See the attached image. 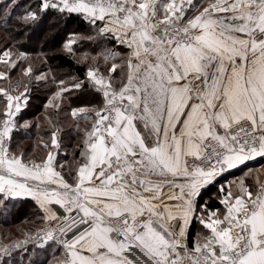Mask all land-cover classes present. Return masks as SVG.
<instances>
[{
  "label": "snow or ice",
  "instance_id": "6c2138e0",
  "mask_svg": "<svg viewBox=\"0 0 264 264\" xmlns=\"http://www.w3.org/2000/svg\"><path fill=\"white\" fill-rule=\"evenodd\" d=\"M50 15L88 26L59 50L82 72L24 48ZM0 28V211L38 209L0 236V264L30 248L47 264H264V164L247 167L264 160V0H0ZM32 128L29 149L16 135Z\"/></svg>",
  "mask_w": 264,
  "mask_h": 264
},
{
  "label": "trees",
  "instance_id": "16d2710c",
  "mask_svg": "<svg viewBox=\"0 0 264 264\" xmlns=\"http://www.w3.org/2000/svg\"><path fill=\"white\" fill-rule=\"evenodd\" d=\"M71 31L87 33L88 26L85 23L80 22L76 18H72L68 21H56L54 17L50 15L46 17L45 20L35 30L31 31V35L26 39L24 48L28 51H37L42 48L43 51L48 52L49 54L56 52L57 55L50 60V63L53 66L59 65L64 69L72 68L73 71L82 72L83 68H76L71 58L66 57L59 52L64 40L67 37V34ZM5 35L6 33L4 32V30L0 28V42L4 39ZM90 47L91 46L88 43H84L82 46L84 50H89ZM48 94L49 93L45 90H41L35 93L29 108L25 112L24 118L32 119L34 117H38L39 114L43 111V103ZM43 127L40 133L42 135ZM66 131L65 133H67V135L64 133V135L67 136V139L65 141L69 145L74 144L77 139L75 132L72 131V133H69L67 127ZM37 136L38 135L35 128H32L30 130V133L27 134L23 130H21L19 133H17L16 139L18 141H22L23 144L30 149L33 143L36 141L35 138ZM209 197L211 196H208L207 199ZM28 206L38 213L35 204L31 200L26 199L23 202L16 203L15 206H11V211L9 212L10 218H1L0 222H2V224H4L6 227L14 225V223L24 217V215L22 216L21 211H28ZM31 260L32 264H43L45 258L36 262H33L34 259L32 258Z\"/></svg>",
  "mask_w": 264,
  "mask_h": 264
},
{
  "label": "rangeland",
  "instance_id": "374dc122",
  "mask_svg": "<svg viewBox=\"0 0 264 264\" xmlns=\"http://www.w3.org/2000/svg\"><path fill=\"white\" fill-rule=\"evenodd\" d=\"M3 42H4V39L0 42V46H2ZM41 114L42 113H40L39 116H41ZM70 123H71L70 120L67 121L66 122V127ZM42 127L43 126H41V128ZM38 138L39 137L37 136L35 138V140H37ZM64 138L66 140L67 136L64 135ZM21 213H22V216L24 215V217L21 216L22 218L20 220H18L16 223H14V225H12V226L6 227L4 224H2V222H0V236L8 234L9 236H17V237H19L20 236V231H19L20 229H29V228L35 227L33 224L28 223V221L33 220L38 213L35 212L34 209H31V207L29 208V206H28V211H25V212L21 211ZM1 218L9 219L10 218V214L0 211V219ZM29 255L31 256L32 259H34L33 262H36L38 260H42L43 258H45L43 264H47V260L51 258L50 249L37 250L35 253H31V248H30ZM29 255H25L23 260H21V257L19 255H17L15 257L16 264H24V263L27 264V261L29 260Z\"/></svg>",
  "mask_w": 264,
  "mask_h": 264
},
{
  "label": "crops",
  "instance_id": "0c3cea01",
  "mask_svg": "<svg viewBox=\"0 0 264 264\" xmlns=\"http://www.w3.org/2000/svg\"><path fill=\"white\" fill-rule=\"evenodd\" d=\"M67 132V131H66ZM69 133H72V131L68 130ZM67 135V133H65ZM42 135V134H41ZM75 143V142H74ZM262 164H264V160H256V161H249L247 162V167L248 168H259ZM246 170V169H245ZM233 174L234 176H239L241 175V172L238 170H233ZM232 177H226V179H231ZM216 193V187H210L206 192H204L203 194V199H207L208 196H214V194ZM31 200V199H29ZM33 202V201H32ZM34 203V202H33ZM36 206V205H35ZM37 208V207H36ZM38 210V209H37Z\"/></svg>",
  "mask_w": 264,
  "mask_h": 264
}]
</instances>
